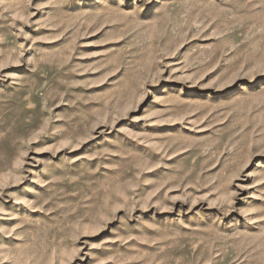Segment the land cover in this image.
I'll list each match as a JSON object with an SVG mask.
<instances>
[{"label":"rangeland","instance_id":"obj_1","mask_svg":"<svg viewBox=\"0 0 264 264\" xmlns=\"http://www.w3.org/2000/svg\"><path fill=\"white\" fill-rule=\"evenodd\" d=\"M0 264H264V0H0Z\"/></svg>","mask_w":264,"mask_h":264}]
</instances>
